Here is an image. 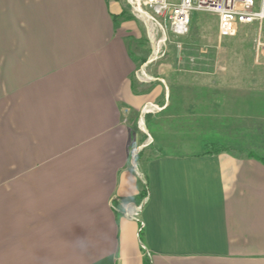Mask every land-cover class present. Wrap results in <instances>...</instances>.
I'll return each instance as SVG.
<instances>
[{
  "label": "crops",
  "instance_id": "1",
  "mask_svg": "<svg viewBox=\"0 0 264 264\" xmlns=\"http://www.w3.org/2000/svg\"><path fill=\"white\" fill-rule=\"evenodd\" d=\"M121 12L0 0V264H264V64L137 81Z\"/></svg>",
  "mask_w": 264,
  "mask_h": 264
},
{
  "label": "rangeland",
  "instance_id": "2",
  "mask_svg": "<svg viewBox=\"0 0 264 264\" xmlns=\"http://www.w3.org/2000/svg\"><path fill=\"white\" fill-rule=\"evenodd\" d=\"M119 1L122 12L118 15L117 21L130 23L128 24L130 30L127 32L131 35L132 49H136L138 53L135 77L137 81H152L156 76H152L155 70L161 71L162 74L170 67L174 70L185 69L186 73L173 76L178 82H217V72L225 65L251 66L253 61L257 66L264 64V21L242 25L236 35L220 38L218 20L214 14L192 12L189 33L183 37H176L161 21L162 29L137 12L135 5L139 3L141 6V0H133L132 4L128 0ZM140 8L149 13L144 7ZM157 76H160L161 81H166V77ZM148 109L151 113L159 112L154 107ZM146 113L140 114L134 121L145 134L148 131L144 117ZM212 134H210L212 139H216V131ZM144 138L143 144L150 146L152 144L150 139L147 136ZM261 141H264V138ZM134 163L136 164V160Z\"/></svg>",
  "mask_w": 264,
  "mask_h": 264
},
{
  "label": "built area",
  "instance_id": "3",
  "mask_svg": "<svg viewBox=\"0 0 264 264\" xmlns=\"http://www.w3.org/2000/svg\"><path fill=\"white\" fill-rule=\"evenodd\" d=\"M128 1L133 3V0ZM141 6L150 14L143 10V13H138L156 23L160 29L161 21L176 37L189 33L192 12L214 14L218 20L220 38L236 35L242 25L264 21V0H141ZM150 107L161 110L158 106L149 105L142 109L141 114L146 113ZM140 212L141 206L135 203L129 202L122 206L124 217L139 223L138 234L143 228V223L138 219Z\"/></svg>",
  "mask_w": 264,
  "mask_h": 264
},
{
  "label": "trees",
  "instance_id": "4",
  "mask_svg": "<svg viewBox=\"0 0 264 264\" xmlns=\"http://www.w3.org/2000/svg\"><path fill=\"white\" fill-rule=\"evenodd\" d=\"M179 73H186L185 69L184 70H181V69L174 70V68L169 67V69L166 70V72H164L163 74L159 73V75L165 76L166 78L170 77L169 81L178 82V80H176L177 78L176 77L173 78V76H177ZM157 77H160V76H157ZM204 148H205V153H219L220 151H223L226 149L224 145L216 141L205 143Z\"/></svg>",
  "mask_w": 264,
  "mask_h": 264
},
{
  "label": "bare ground",
  "instance_id": "5",
  "mask_svg": "<svg viewBox=\"0 0 264 264\" xmlns=\"http://www.w3.org/2000/svg\"><path fill=\"white\" fill-rule=\"evenodd\" d=\"M135 9H136L138 12L143 13L142 9H141L140 6H139V3H136V5H135ZM154 52H155V51H154Z\"/></svg>",
  "mask_w": 264,
  "mask_h": 264
}]
</instances>
